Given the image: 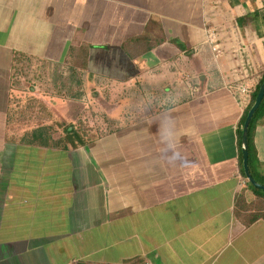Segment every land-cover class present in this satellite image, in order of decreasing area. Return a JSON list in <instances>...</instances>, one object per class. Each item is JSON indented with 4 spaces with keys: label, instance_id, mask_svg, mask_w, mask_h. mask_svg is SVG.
Here are the masks:
<instances>
[{
    "label": "crops",
    "instance_id": "1",
    "mask_svg": "<svg viewBox=\"0 0 264 264\" xmlns=\"http://www.w3.org/2000/svg\"><path fill=\"white\" fill-rule=\"evenodd\" d=\"M263 15L264 0H0V264H264V221L234 214L255 195L249 105L229 89L264 72ZM20 62L43 105L15 102ZM251 144L264 181V115Z\"/></svg>",
    "mask_w": 264,
    "mask_h": 264
},
{
    "label": "trees",
    "instance_id": "2",
    "mask_svg": "<svg viewBox=\"0 0 264 264\" xmlns=\"http://www.w3.org/2000/svg\"><path fill=\"white\" fill-rule=\"evenodd\" d=\"M263 18H264V15H263ZM244 20H246V19L239 20L240 22L238 21V25H244V23H245ZM16 72H17V67L15 65L13 67L12 77H15L17 75ZM263 80H264V72H263L262 76L259 78L258 82L256 83L255 91L251 96V101H250L249 107L244 113V117L242 119V122L244 121L248 110L252 106V104L255 100L257 91L259 89V86L261 85ZM263 115H264V97H263V100H262L258 110L256 111V113L254 114V116L251 120V123L249 126V132H248V164H249V170H250V173L252 174L253 178L258 183H260L262 185H264V181H262V179H260L254 172V163H255L254 160L255 159H254L253 149H252V144H251V132H252L253 126H254L255 122L257 121V119ZM241 164L242 163L240 161L239 165H240V171L242 174V178L246 184V187L254 193L255 200L251 201V202H246L245 197L243 195V192H241L236 197L235 206H234V214L245 226H250L251 224H253L254 222H256L258 220L264 221V191L254 189L245 180V177L243 175V171L241 170Z\"/></svg>",
    "mask_w": 264,
    "mask_h": 264
},
{
    "label": "water",
    "instance_id": "3",
    "mask_svg": "<svg viewBox=\"0 0 264 264\" xmlns=\"http://www.w3.org/2000/svg\"><path fill=\"white\" fill-rule=\"evenodd\" d=\"M264 97V80L259 86L255 100L248 110L241 129V160H242V171L246 181L254 188L264 191V185L258 183L252 176L249 170L248 164V132L251 120L258 110Z\"/></svg>",
    "mask_w": 264,
    "mask_h": 264
},
{
    "label": "rangeland",
    "instance_id": "4",
    "mask_svg": "<svg viewBox=\"0 0 264 264\" xmlns=\"http://www.w3.org/2000/svg\"><path fill=\"white\" fill-rule=\"evenodd\" d=\"M16 67H17V72H16V74H17V76L18 77H20V79H22L21 80V87H17L18 89H20L23 93L22 94H20L21 95V98H14V100H15V102L17 103V105H21L22 107H24V108H27L29 105H32V104H34V105H36L37 107L38 106H41V105H43L42 104V102H41V100L39 99V98H37V97H35V96H32V95H30L29 93L31 92V89L33 90V89H35V87H34V85L33 84H31L30 82H29V80H28V78H25L24 79V76H28L29 74H33V70H35V68H33V66H32V68H31V66H30V68H29V63H26V62H20V63H17V65H16ZM30 69H31V71H30ZM33 69V70H32ZM74 70V69H73ZM72 69L70 70H68L69 72H68V75L70 74V75H73V73H72V71H73ZM17 79V78H16ZM20 79H19V81H20ZM14 82H16V80H14ZM54 82H56V81H54ZM57 83H59V82H56L55 84H56V86H57ZM80 84V83H79ZM13 86H15V85H13ZM19 86V85H18ZM69 93L71 94V93H73L74 91H77L78 89H80L81 87H82V85H81V87H80V85L78 86V84H76V85H71L70 83H69ZM16 88V89H17ZM45 89L46 88H44V91H45ZM72 89H74V91L72 90ZM69 94V95H70ZM23 95V96H22ZM35 97V98H34ZM18 102L20 103V104H18ZM87 105H90L88 102H87ZM92 105V104H91Z\"/></svg>",
    "mask_w": 264,
    "mask_h": 264
},
{
    "label": "built area",
    "instance_id": "5",
    "mask_svg": "<svg viewBox=\"0 0 264 264\" xmlns=\"http://www.w3.org/2000/svg\"><path fill=\"white\" fill-rule=\"evenodd\" d=\"M256 83L257 82L254 80H246L229 86V89L235 96L236 101L241 108H245L250 104L251 96L255 91Z\"/></svg>",
    "mask_w": 264,
    "mask_h": 264
}]
</instances>
